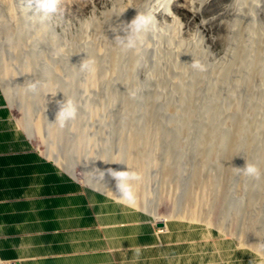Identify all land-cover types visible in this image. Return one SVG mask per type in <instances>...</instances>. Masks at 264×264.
I'll list each match as a JSON object with an SVG mask.
<instances>
[{
    "label": "rangeland",
    "instance_id": "obj_1",
    "mask_svg": "<svg viewBox=\"0 0 264 264\" xmlns=\"http://www.w3.org/2000/svg\"><path fill=\"white\" fill-rule=\"evenodd\" d=\"M167 2L59 0L41 19L26 0H0V73H12L0 84L35 149L56 164L49 150L79 162L78 176L57 165L83 185L100 172L109 181V169L135 171L138 196L161 204V217L195 210L209 220L162 222L203 239L205 255L191 247L181 264H264V176L235 169L247 160L264 173V0H222L208 10L201 0H173L179 23L163 16ZM138 14L150 23L137 47L124 49L116 35ZM66 99L77 115L64 125L66 140L55 141L49 132ZM40 118L45 145L29 135ZM79 138L74 158L66 146Z\"/></svg>",
    "mask_w": 264,
    "mask_h": 264
},
{
    "label": "crops",
    "instance_id": "obj_2",
    "mask_svg": "<svg viewBox=\"0 0 264 264\" xmlns=\"http://www.w3.org/2000/svg\"><path fill=\"white\" fill-rule=\"evenodd\" d=\"M153 220L35 149L0 84V264H181L194 246L205 255L191 227L159 233Z\"/></svg>",
    "mask_w": 264,
    "mask_h": 264
},
{
    "label": "bare ground",
    "instance_id": "obj_3",
    "mask_svg": "<svg viewBox=\"0 0 264 264\" xmlns=\"http://www.w3.org/2000/svg\"><path fill=\"white\" fill-rule=\"evenodd\" d=\"M219 1H222V0H201V6L203 8H205L206 10H208L211 7H213V5L215 3H218ZM172 2H173V0H168L166 6L164 8V12L162 14H163V16L165 18H170L174 23H179L178 17L175 16L176 14L174 12V7L172 5ZM11 74H12L11 70L8 73H5L4 75H2L0 73V81H3V80H6L7 78H10ZM22 97L23 96L21 95V98ZM21 103H23V102L21 101ZM27 113L30 114V110L29 109L27 110ZM28 123H29V121H28ZM29 129L31 131V134L29 133V135H30V137H32V139L34 141L39 139L42 142V144H44V143L47 144V140H46V139H48V138H46L47 125L42 120V118L38 119L36 122L30 123L29 124ZM49 133H50V137L49 138L50 139L52 138V140H55V141H65L66 138L68 137V136H66L67 135L66 134V129H64V126L61 127L59 125V123L57 124L56 129L50 130ZM48 135L49 134L47 133V136ZM81 141H82V139L79 138V139H77V142H78L77 144H76V142H74V143L67 142L68 144L66 146V150L69 151L74 158L76 156L81 158V156H82L81 149L80 148L77 149V147L79 145H81ZM81 147H82V145H81ZM49 153H52L50 158L54 159L57 162V164H59L62 168L66 169L73 176H78L77 169L79 168V162H77V165H76L75 162L73 164L70 160H68V161L65 160L66 158L63 156V154L62 153L60 154V152L58 153V150H56V149H52V151L49 150ZM65 162H66L67 165H65ZM83 179L85 180V185L87 187L99 190V191L105 193L108 197L113 198L116 201H118L119 193H118V190L116 188V182H114L112 180V178H110L109 181L107 180L106 182H104L103 180H100V177L93 176V175H88L86 177H83ZM134 191H135V194H136V202L131 207H134V208L140 209V210H142L144 212H147L148 215L152 214L155 217L156 222L161 221V222H165L166 223L167 220H169V219H178V220H182V221L183 220H188V221H192V222H195V221L204 222L207 225L210 224L209 220H207L206 218L204 219L202 216L198 215L199 213L197 211H195V210L183 211V210L175 209V211H174V213L172 214L171 217H161L160 213L158 212V207H160L161 204L157 205V203H154V202L152 203V202H149V201L145 200V198L143 199V198L139 197L138 194H137V188H135V187H134ZM169 221H171V220H169ZM252 240H254V239H252ZM255 240H256V238H255ZM251 244L253 245L254 242H251ZM253 247L256 248L257 246H253ZM259 248H262V246L259 247ZM256 250H257V252L260 251L259 249H256Z\"/></svg>",
    "mask_w": 264,
    "mask_h": 264
},
{
    "label": "clouds",
    "instance_id": "obj_4",
    "mask_svg": "<svg viewBox=\"0 0 264 264\" xmlns=\"http://www.w3.org/2000/svg\"><path fill=\"white\" fill-rule=\"evenodd\" d=\"M28 8L34 9L36 14L41 16V19H47L52 14L58 11L59 0H26ZM150 23L149 18L142 14H138L130 22L123 23L125 28L122 30L126 35H116V43L124 49H133L137 47L138 42L141 40L143 32L146 30ZM194 70L203 71L204 68L199 61L192 60L190 63ZM89 66V62L84 61L82 63V70ZM31 88L35 89V85H30ZM59 111L57 113L56 122L61 127L66 122L74 119L77 115V108L74 102L70 99L66 101H58ZM238 173L250 177L255 180H260L264 173L253 163L246 160L243 168H235ZM108 174L116 180V188L119 193L118 202L123 203L129 207L133 206L136 202V194L134 191L133 181L141 179L140 175L135 171H117L108 170ZM101 179H104L105 173L100 172Z\"/></svg>",
    "mask_w": 264,
    "mask_h": 264
},
{
    "label": "water",
    "instance_id": "obj_5",
    "mask_svg": "<svg viewBox=\"0 0 264 264\" xmlns=\"http://www.w3.org/2000/svg\"><path fill=\"white\" fill-rule=\"evenodd\" d=\"M158 226H159V227H163V226H165V225H164V223L160 222V223L158 224Z\"/></svg>",
    "mask_w": 264,
    "mask_h": 264
}]
</instances>
